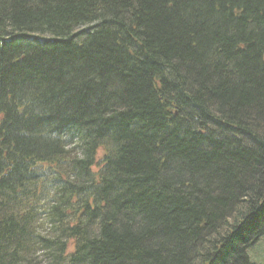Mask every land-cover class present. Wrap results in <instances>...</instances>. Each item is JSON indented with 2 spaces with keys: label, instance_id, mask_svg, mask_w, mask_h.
Returning a JSON list of instances; mask_svg holds the SVG:
<instances>
[{
  "label": "trees",
  "instance_id": "16d2710c",
  "mask_svg": "<svg viewBox=\"0 0 264 264\" xmlns=\"http://www.w3.org/2000/svg\"><path fill=\"white\" fill-rule=\"evenodd\" d=\"M263 236L264 0H0V264H256Z\"/></svg>",
  "mask_w": 264,
  "mask_h": 264
},
{
  "label": "rangeland",
  "instance_id": "374dc122",
  "mask_svg": "<svg viewBox=\"0 0 264 264\" xmlns=\"http://www.w3.org/2000/svg\"><path fill=\"white\" fill-rule=\"evenodd\" d=\"M102 152H99V157ZM248 255L253 263L262 264L264 263V236L261 240L252 248L248 250Z\"/></svg>",
  "mask_w": 264,
  "mask_h": 264
}]
</instances>
